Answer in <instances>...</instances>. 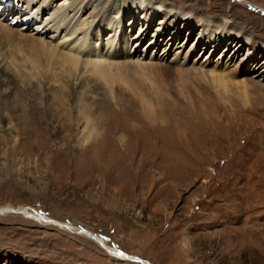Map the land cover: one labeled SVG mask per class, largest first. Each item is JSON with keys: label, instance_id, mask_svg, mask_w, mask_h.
<instances>
[{"label": "rangeland", "instance_id": "374dc122", "mask_svg": "<svg viewBox=\"0 0 264 264\" xmlns=\"http://www.w3.org/2000/svg\"><path fill=\"white\" fill-rule=\"evenodd\" d=\"M153 1L205 22L226 21L240 37L264 46V0ZM133 2L93 0L80 18L110 7L112 17L117 6L126 10ZM0 14L3 24L25 29L17 14ZM132 16L125 26L132 24L127 34L135 42L147 28L144 16L137 24ZM163 19L129 45L130 55L116 57L122 49L109 44L111 35L120 37L114 31L102 40L104 46L97 40L102 57H81L91 63L102 58L108 66L134 63L128 71L138 73L136 92L118 95L94 88L101 80L88 74L61 86L47 64L31 68V47L23 37L0 26V210L11 211L0 215V264H139L115 258L80 232L24 217V210L88 231L150 264H264V76L242 75L263 86L250 90L248 100L243 85L220 89L212 68L232 72L248 49L238 54L226 44L215 52L204 49L206 44L198 45L200 32L193 34L192 28H181L168 45L175 35L156 44ZM82 24L72 27L89 26ZM33 29L36 25L24 32L41 31ZM85 30L64 40L72 46ZM42 36L49 41L60 35ZM186 68L202 73L205 84L186 85L180 75ZM143 97L155 118L146 115ZM85 117L96 127L89 139Z\"/></svg>", "mask_w": 264, "mask_h": 264}, {"label": "bare ground", "instance_id": "6f19581e", "mask_svg": "<svg viewBox=\"0 0 264 264\" xmlns=\"http://www.w3.org/2000/svg\"><path fill=\"white\" fill-rule=\"evenodd\" d=\"M64 1H65L64 3L62 2L63 3L62 6L58 7L57 5L54 4L55 0H34V1L14 0V2L18 3V5L20 6L18 9L17 8L15 9L14 5L9 0H0V6H1L0 12L5 11L8 13V15L17 14L16 19H18L19 22L22 24L26 23L25 29L29 28L32 25H36V29H33V32H36L39 30L41 31L40 33L37 32V35L36 34L31 35L30 33L26 34L24 32L25 29H23L24 27L18 30V29H14L13 27L10 28L8 27V25H5L3 24L2 21H0L1 30L4 28V31L5 29H7L8 31L10 30L11 32H13L14 35L16 33V34H19L21 37H23V39H25V41L31 47V53H29V55L30 54L31 55L29 58H27L32 66L31 68L38 70L40 66L42 68L43 64L44 65L47 64L48 65L47 67L49 68L47 72L48 71L51 72L55 70L56 72H53L54 73L53 77L57 78L59 76L60 78L58 79V82L59 83L63 82L64 83L63 85H67L66 83L68 81L66 82V79L69 80V79L74 78L75 80V78L83 79V78H88L90 76H93L95 77V79H97V82L98 80H101L100 82L102 83L101 84L99 82L100 84L99 86L94 85V88L96 87V89L100 90V88L103 87L106 89L105 92L116 94V95H118L119 90L120 92L122 91L127 92L129 90H131L132 92H136L135 88L137 86H135V84L138 83L137 81L138 73L131 75L129 73L131 72L136 73V72L133 71V69L130 72L128 71L129 67L132 66L131 64H134V63L125 65L127 63L126 62L124 66L122 64L121 65L120 64L118 65L116 63L112 64L110 62L111 66L110 65L108 66L105 63H103L102 58H100L99 60H95L93 63H91L88 60L82 59L81 57H84V56H86L87 58L93 57L92 56L93 53L95 54L97 53L96 55L93 54L97 58L102 57V55L99 54L98 49L95 48V46H97L99 43L97 40L105 41L106 35L113 34L114 31L115 33H117L118 31L120 33V37L119 39H116L113 37V35H111V39H110L111 41L109 40V44L111 45L120 44V47L122 49L116 52L115 54L116 57L119 58L124 55H130L131 49L133 47L130 48L129 45L131 44L134 46L135 43L137 44V42L143 39L145 32L148 31V29L151 27V24L154 25V22L160 19L161 16H163L164 19L161 20V23H159L160 27L158 28V33L156 34V37H157L155 41L156 44H159L160 42H162V44L166 43L163 40V38L168 33L170 35L171 34L175 35L171 40H169V42H167V45H168V43H170L174 39L176 40L177 37H179L180 33H182L181 28H184V30L185 29L189 30V28H192L193 34H196L197 31L200 32L199 37H198L199 38L198 45H200L201 43L206 44V47H204V49H207V48L212 49L213 52H215L216 49L220 48L221 45L223 44H226L224 47L228 46L227 48L229 49L234 48V50H236V54H238V52L239 53L244 52L245 50L248 49V51H246L247 52L246 56L244 55L245 58L241 62L239 61L240 63L235 68V70H232V72L230 71L227 72L228 70L225 67L221 68L217 66L215 67L214 70L212 68L211 75L214 79H216L217 86L223 90H227V87L229 86V84H234V85L236 84V86L237 84L243 85L244 91L242 93L244 94L245 100H248V98L250 97V90L255 91L258 87H260V85H258L254 81L251 82V84H249L247 80L241 79V77L245 73L252 74L255 76H259V74L261 73L262 76H264V46L260 43H255L254 39L252 38H246L242 36L240 37L239 34L236 32V30L235 31L233 30L234 28L231 27L232 26L231 24L227 26L228 22L226 21L224 23L222 21L221 23L205 22L204 20H202V18L193 17L184 11H179V10L173 11L172 9L167 8V7L163 9L162 6H159V4L157 2H154L153 0H134V2L131 3L127 7L126 10L125 9L121 10L122 7L117 6V11L112 14V17H110L111 7L108 10H98V12H96L93 16L92 15L89 16V19L91 20L89 19L84 20L80 17L88 14V11L91 9L90 7L94 5L92 4L93 0H64ZM67 2H69V4ZM34 3H36L37 5L33 7L32 4ZM27 11L29 13H27ZM45 12H47L45 15H43L45 19L40 22L39 20L40 16L41 14H44ZM1 14L3 15V18L7 17V15L4 16L6 13L4 14L1 13ZM1 14H0V17L2 16ZM27 15H29V20H27ZM128 15H133L131 18L132 19L131 21L132 23H135V24H137V22L139 21V18H142L144 16L142 19H143V22L145 23L144 26L147 28V30L144 31V28L141 29L139 33H137L139 34V38L137 40L135 39L136 36H133L132 38L136 40L135 42H133L134 40H132L128 36L129 30H130L129 28H131L132 24L130 26L128 25L125 26L127 24L125 21ZM108 16L111 19L107 20L106 25L101 26L100 29L98 30L99 27L97 25H99L102 19L103 20L108 19ZM97 19L99 20L96 23ZM48 21L54 25H50ZM78 21L82 22L83 23L82 25H84V27L89 25L88 28L87 29L83 28V26L81 27V29L78 28L77 26L72 27V26H75L76 22ZM180 22H181V27H179ZM41 26H44V28L40 29ZM111 28H113L112 32L110 31ZM82 29L84 30L86 29L85 30L86 32L84 31L82 32L83 37L79 38L76 35L77 41H75V44L72 46L68 45V41L64 40L65 38H68L67 35L71 34L73 36V34H76V33L78 34V32H80V30ZM1 30H0V33L2 32ZM48 31L50 33L52 31V34H57V36L58 35L60 36L56 40L52 39L54 37H51V38L49 37V41H45L42 35H45ZM176 34H179V35H176ZM94 36H96V38ZM46 38H48V35L46 36ZM120 40H123V41L127 40V41L122 42ZM238 40H240V42H238ZM103 41L100 42L102 44L101 46H104ZM109 44L107 46H109ZM192 52H194V50H192ZM43 58L45 60H43ZM24 61L27 62L26 60ZM154 65H155V68L157 66L158 68H162L161 66L159 67V65H156V64ZM180 65H183V64L180 63ZM135 66H139V65H133V68ZM146 68H147V65H146ZM147 69L149 71V67ZM153 69L154 68L152 66V70ZM127 71L128 73H126ZM143 71L145 74V69H143ZM151 71L150 73H152ZM153 72L155 71L153 70ZM180 73H181L180 74L181 78H185V83L188 86L190 85V82L188 81H192L191 85L194 86L195 84L194 87L196 88L203 86L206 82L205 79L203 78L204 75L200 72H194L191 70L189 71L186 68L185 71H182ZM86 74H88L89 76L86 77L87 76ZM131 81H133V83ZM60 84L62 86V83ZM139 86L140 85H138V87ZM123 89H128V90H123ZM138 92L140 91L138 90ZM155 93L157 94L156 90H155ZM140 100H141V103L145 106L146 110L144 109V111L146 112V115H148L150 118H153L154 116L158 115L156 113L153 114L154 107L152 106V103H149L144 97L141 98ZM140 107L141 109H143V106H140ZM79 120H78V123H79ZM85 121L87 123V126L85 127L86 129L85 132H87L85 135V138L89 139L90 137H92V135H94L96 127L92 122H90L89 119H87V117H85ZM10 212L11 211L9 210L2 209L0 210V215L10 213ZM23 213L24 214L22 215L24 217L36 220L43 224H53L61 228L67 229L71 232H80L79 234L85 235L93 240H96V242L102 248H104L110 255L114 256L115 258L122 259V260H128V261L134 260L137 263L139 262V264H150L149 262L145 261L142 258L131 256L129 254L127 255L125 253L112 249L106 242L104 243L102 239L97 238L94 234L88 231H83L82 233L81 232L82 230H78V229L76 230V228L72 226L71 224L68 225L63 222L56 221L46 215H42L41 213L37 211H35L34 213H29V210H24Z\"/></svg>", "mask_w": 264, "mask_h": 264}]
</instances>
